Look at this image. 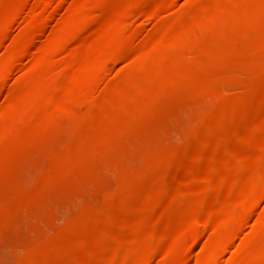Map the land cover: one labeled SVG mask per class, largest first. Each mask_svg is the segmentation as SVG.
Wrapping results in <instances>:
<instances>
[{
  "label": "rangeland",
  "instance_id": "obj_1",
  "mask_svg": "<svg viewBox=\"0 0 264 264\" xmlns=\"http://www.w3.org/2000/svg\"><path fill=\"white\" fill-rule=\"evenodd\" d=\"M59 1L41 0L31 7L32 0H0V82L4 79L7 89L5 94L0 89V264H32L35 253L51 255L65 244L70 252L87 255L82 264H138L149 250L153 256L147 264H264V114L255 122L219 114L222 128L212 136L227 140L228 162L203 167L219 149L200 147L193 186L173 194L166 185L165 192L148 201L125 203L117 213L119 221L127 217L124 225L117 219L106 228L89 224L129 175H148L165 153L194 137H208L211 130L199 126L225 95L240 99L249 87L260 88L246 100V112L263 98L264 0H237L239 8L228 1L212 3L204 11L190 8L188 0H174L159 18L183 29L175 39L162 41H143L152 26L145 17L122 18L128 13L126 0H106L113 6L95 14L84 10L99 0H63L58 11ZM41 17H50L44 33L25 38ZM83 21L96 29L89 40V30H84L76 58L68 59L66 51L76 44L73 33ZM102 23L110 26L97 29ZM132 31L134 38L127 41L142 48L145 57L133 62L128 52L104 66L93 62L92 57L124 43ZM28 44L40 55L33 62L22 54ZM62 44L60 52L51 53ZM163 60L168 62L165 71L149 76L151 64ZM68 74L74 81L66 84ZM105 79L114 80L121 90L100 99L83 96L88 83ZM96 84L99 91L102 85ZM36 109L38 114L30 117ZM88 112L94 120H82ZM234 147L240 149L235 157ZM236 157L238 164L230 169ZM133 189L143 197L154 195L149 187ZM216 193L228 204L212 203ZM161 209H171L173 218L156 219ZM110 211L115 214L117 209ZM195 211L203 219L193 220ZM204 220L214 230L198 239L188 226ZM72 227L100 236L107 245L121 242L86 250L59 238ZM223 233L233 236L225 249L217 250L215 239Z\"/></svg>",
  "mask_w": 264,
  "mask_h": 264
},
{
  "label": "bare ground",
  "instance_id": "obj_2",
  "mask_svg": "<svg viewBox=\"0 0 264 264\" xmlns=\"http://www.w3.org/2000/svg\"><path fill=\"white\" fill-rule=\"evenodd\" d=\"M64 1L63 0H61V2L59 1V4L60 3L62 4ZM129 1L130 0H126V4H127L126 7H127L128 13L126 12L127 14H124V16H122V18H125L129 14L141 15V16L145 17L144 20L147 19V20H150L152 22L151 28L149 30L145 31V33L142 36V38L144 39L143 41H149L152 39L160 40V41L168 39V38L175 39L177 37V35H179L180 30L183 29V28H178L176 26L171 27V26H169V24L164 22L165 20L162 21L161 18H159L161 12L166 11V9L170 7L172 1L174 2V0H139V2H137L133 5H131ZM225 1L232 2V4L235 5V8H239L240 4L237 3V0H188L186 2L190 8H193V9L199 10V11H204V10L209 9L211 7V5H213L212 3H216L218 5H223V4H225L224 3ZM39 2H41V0H32V3L29 6L34 7V6L38 5ZM61 4L58 5L56 10H58V11L60 10ZM184 4H185V2H184ZM258 4H259V2H257V5L256 4L252 5L249 8V11L255 10V8L257 6H259ZM112 6H113L112 2H109L106 0H99L96 2L89 3V5H87V7L85 8L84 13L92 12L93 14H95L94 12H96V11L109 9ZM199 11H197V12H199ZM18 13H19V11H18ZM86 16L87 15H85V20H86ZM94 16L95 15L91 16V18ZM178 16H180V15H178ZM49 19H50V17L49 18L48 17L39 18V20L37 21V26L34 29H32V31H30L29 33L24 34V37L31 40V39H35L36 37H38L39 35L44 33L47 25L49 24ZM87 19H90V18L87 17ZM91 21H92V19H91ZM126 21H127V19H126ZM228 23L229 22L227 21L226 22L227 26H228ZM184 24H186V23H184ZM226 24L222 22L221 26H226ZM172 25H174V22ZM181 25H183V24H181ZM109 26H110L109 24L102 23V24L98 25L97 29L98 28L102 29L103 27H109ZM187 28H188V26H187ZM87 29L89 31H88L86 40H89L90 38H92L93 32L95 31L96 27H93L92 23L90 21H83L82 24L76 26V28H75L76 32L73 33L74 36L73 37L71 36L72 39L74 38V40L76 41V44L73 46L72 49H69V51H66L67 52V54L65 53L66 58H68V59H75L76 58V55L78 53V48H79L80 36H82L81 34L84 32V30H87ZM65 31H67V29H65ZM134 32L132 31V34H130L129 36L126 37L124 43L121 42L120 45L117 44L118 45L117 47L109 49V50L104 51V52H101L97 56L92 57L93 62L95 64H97L98 66H104L107 63H111V62H115V61L119 60V58H121V56L123 54H126L128 52L133 53V59H132L133 62H137L138 60L145 57L146 53H145V51H143L142 48L138 47V45L137 46L130 45L127 41L131 38V35H132V39L134 38L133 37ZM66 34H67V32H66ZM11 38H13V40L17 39L14 35H12ZM11 38H9L8 40H11ZM13 40H11V41H13ZM11 41H9V42H11ZM28 45H30V44H28ZM58 45H56L54 47V49L51 51V53H58L62 50L63 44L60 46H58ZM187 51H188V53L191 52L192 48L188 47ZM22 54L25 55L26 59L29 62H31V61L33 62V61L40 58V55H39L37 49L32 47L31 45L24 48V51L22 52ZM19 60H17V61L15 60V61L18 62ZM163 62L164 63H159V62L153 63V64H151L150 68L148 67L150 64L147 65V68H149V71H148L149 76L151 74H154V73H159V72L165 71L166 64L168 62H165V60H163ZM20 63L21 62H18L17 64H20ZM25 63H26V61H25ZM13 65H14V62L8 66V70H10L13 67ZM237 65H239V64H237ZM234 66H236V65H234ZM235 69L237 70V69H239V67L238 68L235 67ZM11 72H12V70H11ZM232 77H233V75H232ZM71 81H74L73 75L68 74V75L64 76V79H63L64 83L69 84V83H71ZM113 81L112 80L106 81V79H105V80H101L98 84H96L97 83L96 82L95 83L96 86L100 85V83L102 85V87H101V89H99V91H95L96 89L94 90V87H93L95 85L94 83L92 86L90 85V83H88V85H86L87 86L86 89L85 90L83 89L84 90L83 96L85 94L86 95L89 94V97H91L90 99H100L103 96H106L108 93H110V92L112 93V91H114L116 89L121 90L122 86L120 87V85H117V83L114 84ZM209 85H211V84H209ZM11 87H7V88H9L8 91H10V89H13ZM5 88H4V79H3L0 82L1 92L4 93L5 90H7ZM80 93H81V90H79V94ZM258 93H260V88L255 86V87H249V89L245 90L240 99H232L231 97L226 96L224 94L225 96L217 104V106L214 110V113L212 115H210L209 117L205 118L203 123H201V126H199V127H204V128L211 130V134L208 135V137H206V136H204V138H195L194 137L191 141L184 143V145H182L183 147L181 149L165 153L162 157L157 159L155 164L152 166L151 173H149L148 175H145V176L129 175L122 182L121 191L118 190L119 192L115 196L109 197L106 199L104 205L99 210V215L94 219V221H92L89 224L93 225V223H94L95 224L94 226H97V227H104V228L109 227L118 218L117 213L119 215V212H120L119 209L125 203L136 202V201H139L142 199L144 201H148L152 198V196L161 195L163 192H165L166 191V185L168 188V192L173 193V194L179 193L181 188H183V187L187 188V187L191 186L192 183L195 181V179L192 177V173L201 164V161H199V158H198L200 147H210V148L213 147L214 149H219L218 152H216L215 154L212 153V155L209 157V159H207L208 161L207 160L205 161L207 163L206 164L204 163L205 166L203 165V167L207 166V167L211 168V167H214L218 164H224V163L228 162L227 153L231 149H229V147H228L227 140L225 138H219V137H215V136L213 137L212 136L214 132H219L222 128V124L218 118L219 114H224V113H231V115L235 114V116H238L242 121L245 120L248 122H255L259 118L261 119L260 116L262 114H264V89H261V95L263 96V98H260L261 97L260 96L258 98L257 104L253 107H250L248 112H246V100L251 99L253 95H256ZM7 94H9V92H6V95ZM227 95H229V94H227ZM37 114H38V111L36 109V110H33L29 114V116L35 117ZM225 116H227V115H225ZM94 118H95V115L92 112H88V113L82 115V120H85V121L94 120ZM232 151H233L234 157L236 155L237 156L240 155L239 147H234L232 149ZM234 159H235V161L231 162L234 167H232V165H231L230 169L235 168V166L238 164L237 163L238 158L236 157ZM201 171H203V170H201ZM199 175H200V173H199ZM135 187L136 188L149 187V191H151L150 188L153 189L154 195H150V196L147 195L146 197H143L142 195H139L137 192H135V190L133 189ZM130 189H132V191ZM216 192H218V190ZM213 193H215V192H212V194ZM221 195L223 196V194H221ZM221 195L216 193L211 198V202L214 203L215 205H216V203H221L224 205L226 203L228 204L229 201H227L225 196L222 197ZM224 195H226V194L224 193ZM234 203L237 204L236 201L233 202L232 204H234ZM221 204H219V205H221ZM111 207H116L117 212L115 214L111 213V211H112V210L110 211ZM168 207H170V206H168ZM171 209H173V208H171ZM171 209L158 210V211H156L154 217H156V219H158V220L159 219H165V220L166 219H172L174 215H171V213L169 211ZM195 213H196V211H195ZM194 214L192 216L193 220H197V219L199 220V218L203 219V218H201V216L198 218L196 216L197 213L195 215ZM151 217H153V216H151ZM179 219H178V221H180ZM80 221L83 222L81 219H80ZM127 221H128V219L126 216L124 218L120 219V221L117 219V223L119 225H124L125 222L127 223ZM81 225H82V223H81ZM81 228H83V227H81ZM215 228H216V226H215ZM238 228H239V225L237 224L235 227V231L238 230ZM213 230H214V225L212 227L208 220L199 221V224H196V222H194L188 226V231L190 233L196 235V238H198V239H200V236L202 237L207 232H211ZM51 233L49 235H51ZM212 235H215V234H212ZM204 236H206V235H204ZM232 236H233V234L223 233V235L221 234V236L216 238L215 240L219 243V245L216 247L217 250L219 248L225 249L226 245L228 244V242L230 241ZM47 237H46V239H47ZM49 237H51V236H49ZM99 237H98V235H95L93 233L82 231L78 227H72V228H69L65 231H62V233H60V236H59V238L63 241H71L74 243L78 242L86 250H100V249L103 250V249H106L108 247V245L111 248V247L116 246L118 243L121 242V240H117V241L111 240V242H109L107 245V243H105L102 240V238L101 237L99 238ZM34 248H35V245H34ZM217 250L215 249V252L213 253V255L211 254L212 259H214L216 257V254L218 252ZM54 251H55V253L51 254V255H49V254L43 255V253H40V252L35 253V255H33L29 261L32 264H82V263H84V261H86V258H87V255L85 253H82L81 251H76V252L71 251L70 252V250L68 249L66 244L64 247L58 248ZM69 252H70V256H69V258H67V255L69 254ZM152 256H153V252L151 250L144 252L142 257H141V260L138 264H147L149 262V259L152 258ZM212 259H211V261H212Z\"/></svg>",
  "mask_w": 264,
  "mask_h": 264
}]
</instances>
